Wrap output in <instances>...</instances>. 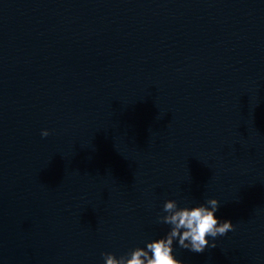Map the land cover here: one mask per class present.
<instances>
[{
	"label": "clouds",
	"instance_id": "obj_1",
	"mask_svg": "<svg viewBox=\"0 0 264 264\" xmlns=\"http://www.w3.org/2000/svg\"><path fill=\"white\" fill-rule=\"evenodd\" d=\"M49 135V130L41 131L42 137ZM219 207L220 202L216 198L194 206H180L176 200H166L162 214H158L156 219L157 223L168 226L166 234L119 257L110 252L102 253L104 264H183L174 255V243L181 249L203 253L206 248L217 247V237L235 230L231 220L217 218L215 213Z\"/></svg>",
	"mask_w": 264,
	"mask_h": 264
}]
</instances>
